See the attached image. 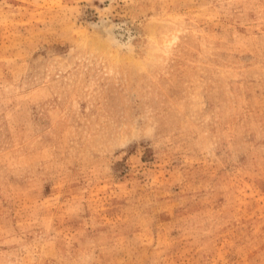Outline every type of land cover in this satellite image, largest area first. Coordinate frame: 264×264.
Listing matches in <instances>:
<instances>
[{
    "label": "rangeland",
    "instance_id": "obj_1",
    "mask_svg": "<svg viewBox=\"0 0 264 264\" xmlns=\"http://www.w3.org/2000/svg\"><path fill=\"white\" fill-rule=\"evenodd\" d=\"M0 264H264V0H0Z\"/></svg>",
    "mask_w": 264,
    "mask_h": 264
},
{
    "label": "bare ground",
    "instance_id": "obj_2",
    "mask_svg": "<svg viewBox=\"0 0 264 264\" xmlns=\"http://www.w3.org/2000/svg\"><path fill=\"white\" fill-rule=\"evenodd\" d=\"M110 37V36H109ZM111 37H112V39H114V36H113V33H111ZM115 40V42H117L118 40H116V39H114ZM117 45V44H116Z\"/></svg>",
    "mask_w": 264,
    "mask_h": 264
}]
</instances>
